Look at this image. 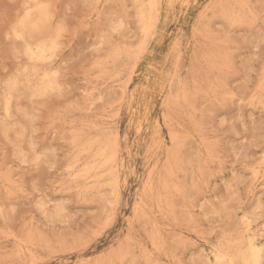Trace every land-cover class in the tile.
Returning a JSON list of instances; mask_svg holds the SVG:
<instances>
[{"label": "rangeland", "instance_id": "rangeland-1", "mask_svg": "<svg viewBox=\"0 0 264 264\" xmlns=\"http://www.w3.org/2000/svg\"><path fill=\"white\" fill-rule=\"evenodd\" d=\"M0 264H264V0H0Z\"/></svg>", "mask_w": 264, "mask_h": 264}]
</instances>
